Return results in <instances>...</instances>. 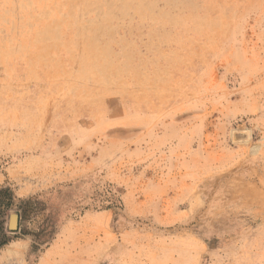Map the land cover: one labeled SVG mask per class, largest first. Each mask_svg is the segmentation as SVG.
Returning a JSON list of instances; mask_svg holds the SVG:
<instances>
[{"label": "rangeland", "instance_id": "374dc122", "mask_svg": "<svg viewBox=\"0 0 264 264\" xmlns=\"http://www.w3.org/2000/svg\"><path fill=\"white\" fill-rule=\"evenodd\" d=\"M6 183L0 264H264V0H0Z\"/></svg>", "mask_w": 264, "mask_h": 264}, {"label": "trees", "instance_id": "16d2710c", "mask_svg": "<svg viewBox=\"0 0 264 264\" xmlns=\"http://www.w3.org/2000/svg\"><path fill=\"white\" fill-rule=\"evenodd\" d=\"M103 194L102 209L122 208L120 198L112 189L106 188ZM11 213L19 215L17 235H12L7 227ZM60 224V212L53 209L51 212L39 197L20 199L11 185H0V252L21 236L31 240L30 254L40 253L55 239Z\"/></svg>", "mask_w": 264, "mask_h": 264}, {"label": "water", "instance_id": "95a60500", "mask_svg": "<svg viewBox=\"0 0 264 264\" xmlns=\"http://www.w3.org/2000/svg\"><path fill=\"white\" fill-rule=\"evenodd\" d=\"M7 227L10 233H16L19 230V215L17 213H11Z\"/></svg>", "mask_w": 264, "mask_h": 264}, {"label": "crops", "instance_id": "0c3cea01", "mask_svg": "<svg viewBox=\"0 0 264 264\" xmlns=\"http://www.w3.org/2000/svg\"><path fill=\"white\" fill-rule=\"evenodd\" d=\"M22 243L24 244L25 243V240L24 241L22 240Z\"/></svg>", "mask_w": 264, "mask_h": 264}]
</instances>
